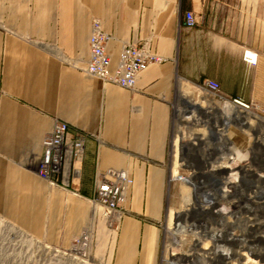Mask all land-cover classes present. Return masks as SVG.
I'll return each instance as SVG.
<instances>
[{
  "label": "crops",
  "instance_id": "1",
  "mask_svg": "<svg viewBox=\"0 0 264 264\" xmlns=\"http://www.w3.org/2000/svg\"><path fill=\"white\" fill-rule=\"evenodd\" d=\"M94 19L111 35V71L128 43L150 40L162 58L135 90L82 70ZM207 79L264 117V0H0V216L67 248L93 225L96 174L126 170L133 183L110 264H157L174 110L183 85L195 101L211 98L201 87ZM56 120L87 141L79 158L64 153L52 185L38 169Z\"/></svg>",
  "mask_w": 264,
  "mask_h": 264
},
{
  "label": "rangeland",
  "instance_id": "2",
  "mask_svg": "<svg viewBox=\"0 0 264 264\" xmlns=\"http://www.w3.org/2000/svg\"><path fill=\"white\" fill-rule=\"evenodd\" d=\"M185 87H188V85H183L182 90H185L186 89ZM179 92H180V89L178 93ZM179 96H180V93H179ZM178 99L180 103L177 106V109L174 110V114H173L174 121H172V126H171V137H170L171 139H170V144H169V155H170L169 156V175H168V182H167V187H166L165 214L161 221H158L155 223V226L159 230L157 264H166V262L164 261V254L165 256L167 254L171 256H174V255L181 256V255H188L192 253L194 251L192 250L194 247V243H197V240H198V236L195 237L193 233L194 232L205 233L204 231L208 233V231L211 232L213 230L221 231V233H223L224 235H227L228 233L231 232L232 234L234 235L237 234L236 236L239 235L238 237L242 239L244 238V240H246L243 246L245 247L246 250L244 249V251L246 252H244L241 249V247H239L240 244L238 246V244L236 243L233 244L229 242V244L226 245L228 248L232 249L233 252H236L237 250L238 251L242 250V252L245 253V257L241 256V259L238 258L237 254L233 253L232 264L233 263L234 264H244V262L245 264H264V246H262L264 245V207H263L264 206V196H263L264 182L259 183V186H262V190L259 192L255 188V185H257L258 183L253 182L252 184L251 182L253 181V179H251V181L250 180L245 181V183L243 182V179L241 178V176L244 178L246 177L251 178V177L249 175L246 176V174H242L241 170L238 168V167L251 168L253 172H255L256 174H262L264 177V158H263L264 157V137H261V136L259 137L260 141H262L263 143L262 144L263 148L262 147L260 148V146L254 145L255 139H256L255 134L252 135L251 133H245L241 129H239L236 125H232L229 128L228 136L230 140L232 141V145L237 147V156H236V159L233 161L234 163H232V167L234 166L233 167L234 169L232 171L229 170L227 172L228 174L225 173L223 177H228L233 180L237 178V180L235 181L239 183L238 187L240 188L233 190L227 186L224 187L225 189L231 191L230 194L232 195V198L225 199V200L223 199V201L218 202V204L215 207V209L221 210L222 214L224 215V217L222 218L223 221L215 222L214 219H213L214 221L212 219L210 220V218L212 217L211 216L212 213L211 214L209 213V216H210L209 217L207 214L204 215L200 212H197L196 209H198L199 205L205 204L206 202V197H204L205 194L207 193L213 194L216 191V187L220 185L219 179H221V181H223V179L221 177H214L216 180L213 181L212 176L208 175L207 173H204V174L200 173V176L197 177L198 179H196L195 181L196 184L199 186V189H197V191L196 190L194 191L191 197V204L188 205L187 207L188 209H186L185 207L186 205L184 202L185 184L178 179L172 180V176L174 174L180 173L183 177L187 178L193 174L195 169L196 170L200 169L201 172H205L207 170V167H206L207 162L222 161L221 158L223 157V154L225 152L224 151L221 152L220 149L222 148L223 143L222 142L217 143L219 146L215 144L216 143L215 139L211 138L212 134L209 132L208 128H206L205 126V129L207 130V134H206L207 137L208 135L211 134L210 139H207V141L209 142L210 147L212 148L215 147V148L213 150H210L209 153L207 152L208 150L204 146L200 147L196 151L187 149L185 156H184V158L188 160L187 166H183L180 169L179 173H174L176 170H179V167L176 162L177 149L175 146L177 137L180 136L184 138L185 136L184 134H188L189 130L196 128L195 126L192 125L193 123L189 124L187 127L184 124V125H181V129L178 128L177 125L181 123V120H177L176 118H178L177 113H179L182 108V103H181L182 100L180 98ZM216 103L222 107V103H218V102ZM247 110L254 113V111H252L251 109H247ZM210 122L212 123V120L208 121V126L209 124L211 126ZM222 124H223L222 122L218 123V125H222ZM198 128H202V126H199ZM210 153L212 154L211 156L208 155ZM203 160H208V161L206 163H203ZM252 185L254 186L251 187ZM91 200L92 198L89 201L90 206L94 205V203ZM257 201L258 202L262 201V203L257 204ZM221 204L224 206H222ZM124 205L125 203H123L122 205L124 209L123 216H125L126 214ZM95 206H96V213L93 218V225H89L82 232L84 233L88 229V233L91 234L92 243L90 242L88 244V246H90L89 249H82V248L78 249L73 245L74 244V241H73L72 245H70L69 247L62 248L65 250H68L69 248L72 249L69 251L71 255L67 257L66 255L68 252L63 254V252L58 251L54 248L56 246L48 244L47 242L42 241V239L35 238L34 236L28 234L26 231L14 225L12 222L0 216V227H2L0 229V238H1L0 239V264H46V262L48 264H78V263L79 264H85V263L86 264H90V263L97 264L99 261L103 262L104 264H110V260H109L110 250H111V245L114 239L113 230L114 231L118 230L123 216L120 220H117L116 217H114V215L109 214L108 220H107L106 217L105 218L102 217L105 214V209L103 207H99L98 205H95ZM189 208L192 210H190ZM180 211L182 212V214L185 213L186 216L184 217L186 218V220H183V221H184V224L186 225L185 227L189 229L186 230V232H181V233L179 232L178 234V233H175V230L173 228L171 229V225L174 222L173 220H176L177 217L179 216ZM98 215H102L100 216V219H99L101 222V223L99 222L100 223L98 226L99 230L96 229V221H97ZM95 230H98V231L95 232ZM169 230L171 233L169 232ZM246 233H249V236ZM25 236L27 238H25ZM232 237L234 238V236ZM75 239H77V237ZM207 242H208V239H207ZM247 246H249L250 248H247ZM259 251H262L263 258L258 257ZM51 253H53V257H51L52 256ZM85 253L86 255H91L93 258L97 259L98 262H96V260L93 259L92 257L89 258L90 259L89 261ZM57 259H59L60 261ZM101 262L99 264H103ZM187 263L191 264L190 261Z\"/></svg>",
  "mask_w": 264,
  "mask_h": 264
},
{
  "label": "bare ground",
  "instance_id": "3",
  "mask_svg": "<svg viewBox=\"0 0 264 264\" xmlns=\"http://www.w3.org/2000/svg\"><path fill=\"white\" fill-rule=\"evenodd\" d=\"M151 49H152V45H151ZM251 56L252 57H249V61L253 62L255 59H254L253 55H251ZM88 61H89V59H88ZM88 61L86 63V66L82 70L86 74L90 75L88 73V71L86 70ZM118 62H119V60H118ZM110 65H111V63H110ZM117 65H118V63H117ZM91 76L97 77L96 75H91ZM97 78L101 79L100 77H97ZM103 83H104V81H103ZM107 84H110V83H107ZM191 93H193V92H191L189 90V87L186 88L183 92L180 93L179 98L182 100V102H181L182 103V108H181V111L179 113H177V117L178 118H176V119L177 120H181V123L179 125H177L178 128H180V129H181V125L185 124V126L187 127L191 123H193L192 125L195 126L196 128H193V129L189 130L188 134H184L185 135L184 138L180 137V136L177 137L175 146H176V149H177L176 162H177V165L179 167V170H176L174 173H179L180 169L183 166H187L188 160L186 158H184L187 149H189V150L191 149V150H195L196 151L200 147L204 146V147H206V149L208 150L207 152L209 153L210 150H213L215 148V147L214 148L210 147L209 142L207 141V139H210V135L211 134H212L211 138L215 139V142H216L215 144L221 143V142L223 143L222 144V148L220 149V151L221 152L224 151L225 153L223 154V157L221 158L222 161L207 162L208 160H203V163L207 162L206 163L207 170L205 169L206 170L205 172H201L200 169L199 170L195 169L193 174L190 177H187V178L183 177L180 173L179 174H174L172 176V180L178 179V180H180L181 182H183L185 184L184 202H185V205H186L185 206L186 209H188L187 207H188V205L191 204V197H192L194 191L195 190L197 191V189H199V186L196 184L195 181H196V179H198L197 177L200 176V173L201 174L207 173L208 175L212 176V180L213 181L216 180L214 177H221L223 179V181H221V179L217 178V179L220 180V182H219L220 185L216 187V191L213 194L212 193L205 194V196H204V197H206L205 204L204 205H199V207L197 206L198 209H196L197 212H200V213H202L204 215L207 214L209 216V213L210 214L212 213V215H211L212 217L210 218V220L214 219L215 222L216 221L220 222V221H223L222 218L224 217V215L222 214L221 210L215 209V207L218 204V202L223 201V199L225 200V199H231L232 198V195L230 194L231 191L225 189L224 187L227 186V187H229V188H231L233 190L234 189L236 190L237 188H240V187H238L239 183L235 181V180H237V178H235L233 180V179L228 178V177H223L225 175V173H227L229 170L232 171L234 169L233 168L234 166L232 167V163H234L233 161L236 159V156H237V147L232 145V141L230 140V138L228 136L229 128L232 125H236L239 129H241L245 133H251L252 135L255 134L256 135V139H255V144L254 145L260 146V148L261 147L263 148V145H262L263 143H262V141H260L259 137L260 136L264 137V118L259 116V115H257L256 113L248 111L246 108H242L241 106H236L234 103H231L230 100H226V99H225V101H221L222 107L219 106L215 102V100L213 98H207L206 96H202V94H201V96L199 95V98H198L199 100L196 98L197 100L195 101V100L192 99V94ZM176 109H177V107L175 108V110ZM211 120H212V123L210 122L211 126L209 124V126H210L209 127L208 126V121H211ZM175 122H177V121H175ZM219 122H222L223 124L222 125H218ZM199 126H202V128H198ZM205 126H206V128H208L209 132L211 133L210 135H208V137L206 135L207 134V130L205 129ZM208 155L211 156L212 154L210 153ZM238 168L241 170L242 174H246V176L249 175L251 177V178H247V177L244 178V177L241 176V178L243 179V182L245 183V181H248V180L251 181V179H253V181H251L252 184H253V182L258 183L257 185H255V188L260 192L262 190V186H259V183L264 182L263 175L262 174H256L255 172L252 171L251 168H248V167H244V168L243 167H238ZM118 171H124L125 174H127L128 178L130 180V182H129L128 186H127V192H126L125 201H124V203H125L126 202L127 193H128V189H129L130 185L133 183V179L130 177V175L128 174V172L126 170H122L121 169V170H118ZM253 186L254 185H252L251 187H253ZM257 195H258V193H257ZM261 196H262V194H261ZM263 196H264V194H263ZM243 202H244V200H243ZM260 203H262V201H259V202L257 201V204H260ZM96 205L101 206L100 204H96ZM222 206H224V205H222ZM258 207H256V208H258ZM190 210H192V209H190ZM180 212H179V216L177 217V219L173 220L174 222L171 225V229L173 228L175 230V233H178V234H179V232L180 233L181 232H186V230L189 229V228L185 227L186 225L184 224V221H183V220H186V218L184 217V216H186L185 213L182 214V212L181 213ZM109 214L114 215V217H116L117 220H120L122 218V216H123V212L115 214V213L105 209V214L104 215L106 217H108ZM250 219H251V217H250ZM248 220H249V218H248ZM3 225H4V223H3ZM245 226H247V225H245ZM1 228L2 227H0V229ZM190 231H192V230H190ZM169 232H170V230H169ZM204 232L205 233H203V232L202 233L201 232H194L193 233V235L195 237L198 236V240L199 241L197 240V243H194V247L192 249L194 251L192 253H190L188 255H181V256L180 255L179 256H175V255L171 256V255H168V254L165 256V254H164V261L166 262V264H189V263H187L189 261L191 262V264H203V262H204V264H232L233 253L237 254L238 258H240V259H241V256L245 257V253L244 252H246V251H244L245 247H243V246H244L246 240H244V238L242 239V238L238 237L239 235L236 236L237 234L234 235L231 232L230 233L227 232L229 235L228 234L224 235L223 233H221V231H216V230H213L211 232L208 231V233H206V231H204ZM83 234L84 233H81L80 236L77 237V238L80 239V243L77 244V245L75 243L74 246L76 248H78V249H80V248L89 249L90 246H88V244L91 242V234L88 233V231H87V233H85V235L88 236V239H85L87 236L86 237H82ZM246 234H248V236H249V233H246ZM232 236H234V238ZM21 238H23V237H21ZM25 238H27V237L25 236ZM207 239H208V242H207ZM175 241H176V239H175ZM229 242H231L233 244L236 243V244H238V246L240 244L239 247H241V249L244 252H242V250L241 251L237 250L236 252H233L232 249H230V248H228L226 246L227 244H229ZM254 245H256V244H254ZM262 246H264V245H262ZM45 248H46V246H45ZM247 248H250V247L247 246ZM70 250H72V249L69 248L68 251H70ZM23 251H24V249H23ZM54 252H55V250H54ZM51 254H52L51 257H53V253H51ZM59 254H61V253H59ZM258 254L260 255V256L258 255V257L263 258L262 251H259ZM85 255H86V253H85ZM86 256L88 257L87 259L92 257L91 255H86ZM246 257H247V255H246ZM65 258H64V260H65ZM93 259H95V258H93ZM253 259H254V257H253ZM57 260H59V259H57ZM95 260H96V262H98L97 259H95ZM89 261H90V259H89ZM82 263H83V261H82ZM99 263H100V261L97 264H99ZM46 264H48V263L46 262ZM244 264H245V262H244Z\"/></svg>",
  "mask_w": 264,
  "mask_h": 264
},
{
  "label": "built area",
  "instance_id": "4",
  "mask_svg": "<svg viewBox=\"0 0 264 264\" xmlns=\"http://www.w3.org/2000/svg\"><path fill=\"white\" fill-rule=\"evenodd\" d=\"M184 24L191 27L195 24L194 16L191 12L186 13ZM111 39L102 26L99 19L92 22V32L90 41V58L86 70L90 75L100 77L104 83L115 84L123 88L134 90L141 73L151 63H160L162 58L151 49V41L128 43L122 46L117 67L111 71V58L107 52V45ZM209 97L217 101L228 100L220 89L217 81L207 79L203 85ZM238 105L248 109L249 106L239 101ZM69 125L62 120H56L52 130L43 140V156L38 169V174L46 179L50 184L57 185L58 175L62 169L64 153L71 152L74 158H79L85 151L87 137L79 134L75 137L68 136ZM74 175H80V169H74ZM130 180L124 171L108 169L99 172L95 177V190L92 197L93 203L100 204L104 209L115 214L123 212V203L127 192V186ZM88 229L82 237H86ZM89 235V234H88ZM88 239V236L85 238ZM84 239V240H85ZM90 239V238H89ZM80 243L77 238L73 245ZM56 250L71 253L61 247H54Z\"/></svg>",
  "mask_w": 264,
  "mask_h": 264
}]
</instances>
